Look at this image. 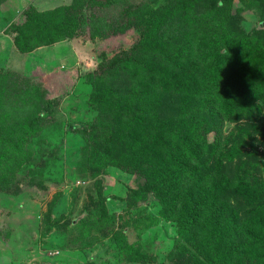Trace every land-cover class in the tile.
I'll use <instances>...</instances> for the list:
<instances>
[{"label": "trees", "instance_id": "trees-1", "mask_svg": "<svg viewBox=\"0 0 264 264\" xmlns=\"http://www.w3.org/2000/svg\"><path fill=\"white\" fill-rule=\"evenodd\" d=\"M250 4L260 22L248 31L233 0H71L28 5L9 26L20 52L76 34L138 33L86 74L96 110L84 125L90 170L132 173L127 205L153 195L176 225L175 264H264V0ZM52 101L41 82L0 70V188L28 160ZM226 122L234 134H224ZM113 235L127 260H154L124 229Z\"/></svg>", "mask_w": 264, "mask_h": 264}, {"label": "rangeland", "instance_id": "rangeland-1", "mask_svg": "<svg viewBox=\"0 0 264 264\" xmlns=\"http://www.w3.org/2000/svg\"><path fill=\"white\" fill-rule=\"evenodd\" d=\"M251 1L233 0V12L246 31L260 22V11ZM70 3L0 4V70L41 82L53 100L46 126L28 141V160L0 188V264H175L176 225L162 217L153 195L127 205V196L139 182L132 173L108 164L97 175L90 170L92 148L84 125L96 110L88 101L92 85L86 74L110 63L114 53L129 49L138 33L76 34L25 52L15 47L9 26L23 21L26 6L45 10ZM236 125L226 122L224 134H234ZM258 147L264 177V145ZM99 192L105 200L104 215L99 212ZM118 229L154 260H127L115 244L113 231Z\"/></svg>", "mask_w": 264, "mask_h": 264}]
</instances>
